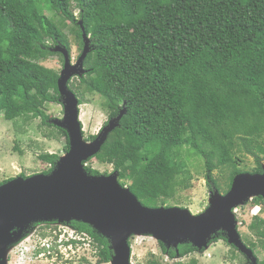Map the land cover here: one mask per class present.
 <instances>
[{"label":"trees","instance_id":"obj_1","mask_svg":"<svg viewBox=\"0 0 264 264\" xmlns=\"http://www.w3.org/2000/svg\"><path fill=\"white\" fill-rule=\"evenodd\" d=\"M80 21L92 50L84 63L87 73L78 88L70 82V90L81 105L84 93L100 94L110 120L125 111L94 158L112 166L121 186L143 206L166 207L179 191L190 189L187 163L193 157L204 162L210 192L228 193L234 178L245 173L242 151L254 158L252 173H263L264 0H0V118L40 119L46 138H65L66 154L68 134L46 111L47 105L62 103L61 73L42 63L59 56L65 65L64 56L53 51L58 45L72 55L67 23L83 52ZM39 159L50 166L47 175L60 156L46 153ZM251 204L261 208L249 226L255 240L243 241L264 264V199ZM70 225L90 238L99 264L111 263L106 238L87 224ZM221 238L226 241L220 234L213 240ZM159 245L172 264L200 252L191 244L170 250ZM148 264L162 262L152 255Z\"/></svg>","mask_w":264,"mask_h":264},{"label":"water","instance_id":"obj_2","mask_svg":"<svg viewBox=\"0 0 264 264\" xmlns=\"http://www.w3.org/2000/svg\"><path fill=\"white\" fill-rule=\"evenodd\" d=\"M79 25L84 49L76 65H72L65 47L58 45L53 50L65 59L58 80L65 115L52 123L67 132L70 150L50 174L16 178L0 186V264H8L10 246L22 232L31 224L42 222L91 226L110 242V264H131L129 240L133 236H152L168 250L183 244L202 250L220 233L250 264H258V258L242 240L234 211L254 198L264 199V169L262 174L236 176L225 195L211 191L207 210L197 216L180 207L147 208L128 187L121 186L118 173L93 176L86 171L84 164L99 154L120 126L125 111L111 119L95 140L85 141L80 120L82 105L69 87L74 78L87 73L84 63L92 50L83 21Z\"/></svg>","mask_w":264,"mask_h":264},{"label":"rangeland","instance_id":"obj_3","mask_svg":"<svg viewBox=\"0 0 264 264\" xmlns=\"http://www.w3.org/2000/svg\"><path fill=\"white\" fill-rule=\"evenodd\" d=\"M47 13L48 16H52V13ZM76 15H78V11H76ZM71 26L67 23L64 32L71 43L72 65H76L82 51L70 33ZM42 64L59 73L64 68V62L59 56L51 57ZM79 85V78H74L70 83V86H75V88H78ZM84 101L85 104L80 107V120L83 126L84 139L86 140L90 136H98L101 133L109 123L110 115L105 107V100L100 94L86 92L84 93ZM46 111L51 121L62 120L65 115L62 103L49 104ZM41 123L40 119H36L31 123H24L22 120L8 122L4 118H0L1 182L24 178L23 176L30 178L49 170L50 166L39 159L42 154H57L60 157L66 155L64 152L65 138L62 137L56 140L46 138L44 134L45 132L48 133V130L41 128ZM240 157L243 160L240 169L245 173L253 174L252 172L256 168L254 158L245 151L241 152ZM187 164L192 176L190 189L179 191L176 196L177 199L169 201L166 207L171 205L172 207L187 209L192 215L197 216L207 210L211 197L206 181V168L200 158H190ZM262 165L264 169V159ZM84 166L85 169L92 168L99 171L102 176L117 173L112 166L102 165L95 158L88 160ZM215 174L217 178H223L221 175ZM221 194L225 195L224 192ZM252 201L250 200L247 205L235 210V216L239 222L238 230L242 240L245 238L255 240L249 230L253 220L251 211L255 208L251 204ZM46 224H50V226ZM55 224L57 222L31 224L10 246L8 264H99L97 251L92 246L88 236L77 235L70 225L71 223L60 224L59 226ZM220 235L222 234L220 233ZM72 236L84 243L78 245L77 248L59 247V239L67 242ZM129 242L132 248L131 264H148L152 255L156 256L162 264L173 263L167 256L162 254L159 242L152 236H133ZM243 242L246 244V241ZM42 244H49L50 247H54L52 253L46 252L36 255L37 247V251L43 250L41 249ZM56 246L58 247L56 248ZM199 251L181 261L184 264H188L191 259H196L199 264H250L239 251L232 249L228 241L223 238L217 241L212 240L207 249ZM262 257L258 256V259L261 260Z\"/></svg>","mask_w":264,"mask_h":264},{"label":"clouds","instance_id":"obj_4","mask_svg":"<svg viewBox=\"0 0 264 264\" xmlns=\"http://www.w3.org/2000/svg\"><path fill=\"white\" fill-rule=\"evenodd\" d=\"M61 157H63V156H61ZM60 157V158H61ZM257 208H260V207H255L254 208V210H256ZM253 211V210H252ZM260 211H261V208H260ZM235 212V211H234ZM260 214V212L256 215V216H258ZM256 216H252L253 218L254 217H256ZM47 226L48 225H50V224H46ZM55 225H58V224H55ZM59 226V225H58ZM75 233H76V231H75ZM77 234V233H76ZM78 235V234H77ZM65 237V236H64ZM78 239V238H77ZM74 236H72L70 239H68V241L67 242H65L64 240H58V242H59V247H66V248H70V247H72V248H75L73 245H69V246H67V244L68 243H70L71 241H79V240H77ZM57 242V243H58ZM78 246V245H77ZM47 247V248H46ZM58 246H56V248H57ZM52 248H53V250H54V247H50L49 246V244H42V248L41 249H43V250H40V251H42V253L41 254H44V253H46V252H48V253H52ZM37 250H38V247H37ZM37 250H36V252H37ZM44 250H46V251H44ZM44 251V252H43ZM37 255V254H36Z\"/></svg>","mask_w":264,"mask_h":264},{"label":"built area","instance_id":"obj_5","mask_svg":"<svg viewBox=\"0 0 264 264\" xmlns=\"http://www.w3.org/2000/svg\"><path fill=\"white\" fill-rule=\"evenodd\" d=\"M260 212V208H257L256 210L251 211L252 216H256Z\"/></svg>","mask_w":264,"mask_h":264}]
</instances>
